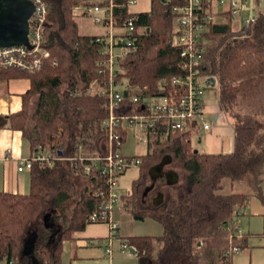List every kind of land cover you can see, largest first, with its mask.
Segmentation results:
<instances>
[{"label":"trees","instance_id":"trees-1","mask_svg":"<svg viewBox=\"0 0 264 264\" xmlns=\"http://www.w3.org/2000/svg\"><path fill=\"white\" fill-rule=\"evenodd\" d=\"M41 1L46 8L43 39L49 55L32 73L0 68V81H29L21 95L20 109L0 115V129L19 131L30 150L47 143L66 157L76 155L79 148L82 155L103 154L108 144L101 126L107 115L106 100L103 95L89 93L88 88L106 87L108 74L97 65L102 59L99 43L94 41V35L77 32L72 14L87 0ZM114 1L115 18L127 17L126 0ZM181 3L182 0H149L147 12L130 13L134 16V49L118 60L123 74L116 77L124 78L128 87L122 91L126 109L132 107L131 96L159 94V85L167 89L171 77L182 74L177 49L170 44L175 25L171 7ZM202 37L210 43H204L200 73L217 83L218 107L231 119V150L198 152L191 148L189 138L179 133L166 141L154 139L149 143L146 153L139 156L138 176L131 182L130 195L122 200L131 196L126 211L135 220L145 216L155 219L162 233L157 237H118L132 247L139 264H229L231 254L226 252L231 247L216 253H203L201 247L210 237L225 231L247 196L231 187L223 193V179H229L231 184L248 180L250 192L264 200L259 192L264 176V124L260 125L253 113L234 109L238 96L256 90L264 75V15L257 14L254 22L236 30H231L229 17L222 24L209 23ZM118 134L124 139V131ZM164 154H171L185 176L181 183L170 187L163 185V178L158 179L151 190L161 192L163 198L154 206L150 200L142 202L140 198L147 168ZM75 173L68 161L56 160L51 165L33 162L26 193L0 191V262L13 264L14 259H20L18 246L23 232L46 209L69 212L70 208L58 242L49 252L45 247L35 249V253L44 255L36 257L39 264H60V242L69 237H65L69 232L81 231L88 224L87 217L98 202L93 191L102 185L100 176L83 175L84 184L78 188ZM153 241L159 244L154 254ZM241 245H237L238 249Z\"/></svg>","mask_w":264,"mask_h":264},{"label":"built area","instance_id":"built-area-1","mask_svg":"<svg viewBox=\"0 0 264 264\" xmlns=\"http://www.w3.org/2000/svg\"><path fill=\"white\" fill-rule=\"evenodd\" d=\"M29 1L34 8L28 19V46L0 47V68L32 73L41 68L49 55L43 39L45 5L41 0ZM134 3L135 0H126L125 7L129 15L121 20L114 16V0H94L73 9L75 14L87 15L94 23L106 28L105 34L94 35V41L100 45L99 53L102 59L97 65L101 71L107 72V84L104 88L92 85L88 92L103 95L106 100L107 115L101 126L107 136V151L97 155H82L79 148L76 155L66 157L61 156L49 145H37L30 150L28 158L19 159L16 167L20 172L24 169L29 170L33 162L51 165L56 160H62L70 163L76 171L75 175L100 176L102 185L93 191V196L98 202L88 215L87 223L107 225L109 233L104 249L107 256L112 253V238L118 236V225L111 212L120 197L128 196L131 192L130 188H120L118 179L128 167L137 168L140 163L139 156L142 155L121 154L119 148L123 139L120 138L118 131H124L125 134L128 131L136 133L138 141L145 143L143 154L154 139L163 142L172 134L179 133L186 135L190 140L193 134L209 131L210 123L204 117L205 107L201 99L203 85L199 81L204 76L200 73L205 49L202 35L207 31L209 23H215L212 20L213 14L217 15L215 5L224 7L223 13H227L229 19L238 17L243 10H249V0H182L181 4L172 6L175 25L170 44L177 49L182 74L171 77L167 89L164 85H159V94L131 96L129 101L132 102V107L126 109L122 105V91L128 87L125 81L123 90L117 89L124 80V78L116 80L118 75L123 74V68L117 62L134 49V16L129 10ZM255 17L256 15L244 17L241 26L254 22ZM208 83L206 77L204 84L209 85ZM226 227L233 234H238V230L231 222ZM129 248L132 247L120 242V249ZM238 250V247L231 246L226 254Z\"/></svg>","mask_w":264,"mask_h":264},{"label":"rangeland","instance_id":"rangeland-1","mask_svg":"<svg viewBox=\"0 0 264 264\" xmlns=\"http://www.w3.org/2000/svg\"><path fill=\"white\" fill-rule=\"evenodd\" d=\"M94 0H87L85 3L93 2ZM259 3L260 9H264V1ZM83 3H80L82 5ZM78 5V8L80 7ZM214 9H221V6L215 5ZM77 12H79L77 10ZM72 14L75 17V22L77 26V32L81 35H101L105 34L106 28L102 25H98L92 21V19L87 15H81L79 13L75 14L72 12ZM237 18V17H236ZM213 22H221L223 21V18L221 20L219 15L212 16ZM239 21L236 22V19L233 18V21L231 22V30L239 28ZM206 41V40H205ZM206 45L210 43L209 39L205 42ZM152 51H154L152 49ZM151 51V52H152ZM116 52V51H114ZM206 79V76L204 75L203 78H200V83L203 85V93H202V103L205 107V119L210 123V129L212 125L214 124L213 118L216 117V124L213 125V127L217 126L219 123L224 125V127L229 128L230 127V117L229 115L223 111L220 110L218 107L217 102V83L214 82L212 86L205 85L204 81ZM261 84L258 86L256 90L251 91V93H246L244 95H239L238 99L236 101V106H234L235 110H240L242 112H248L253 113L255 120L260 124H264V75L260 79ZM125 85V80H122V84L117 87L119 91L123 90ZM95 87V86H94ZM31 109V106H30ZM197 136L199 137V141H197ZM211 144V140H208ZM207 142L203 135V133H198V135H192L190 139V146L193 150L196 151H204L207 148ZM44 145H48L47 143ZM22 149L24 152V157L21 159H26L29 157V153L27 156V142L26 140H22ZM119 152L125 156H133L138 154H143L145 152V143L143 141H138L137 135L134 132L128 131L124 139L122 141V144L120 145ZM171 155V154H169ZM167 168H171L175 170L178 174V181L176 184H179L183 181L185 172L181 170L177 165L174 164L173 159L171 160L170 164L166 166ZM21 179L20 182H24V187L21 189V187L18 188L19 193H26L28 191V170L24 169V171L20 174ZM138 176V171L136 167H128L122 175L118 179V184L120 188L129 189L132 180H134ZM20 178V177H19ZM147 176L145 178V186L148 184ZM76 184L78 185V188L81 187L83 184L82 182L76 180ZM231 187V188H230ZM230 190L232 191H239L243 193L249 194L251 191V186L249 184L248 180H237L234 181L232 184L230 183V180L225 178L222 181V192L227 193ZM158 191V190H156ZM157 192H153L152 190L147 193L146 196L140 198L143 202L144 199L147 201L155 197ZM131 197V196H130ZM130 197L126 200L124 199L122 203H118L113 207L112 210V217L117 222L118 225V231H117V237L112 238L111 240V248L112 253L110 256H106L107 262L109 261L110 264H139L137 257L134 254H130L127 249H120V239L127 236H150V237H157L162 233V226L159 222H157L155 219L145 216L142 219H134L127 211V207H130L131 199ZM140 200V201H141ZM133 201V200H132ZM128 202V205H127ZM65 204V203H64ZM257 208L264 209V206L259 202V200L252 195H248L245 200L244 204L241 207V210L237 215H233L231 218V224L234 226L239 233L243 232V234H249L246 238V244L247 249L238 250L235 253H232L230 255V264H247L251 261L252 264H262L264 263V213L255 215H251V212ZM250 212V213H249ZM49 214L53 220V223L60 225L63 227L65 224L64 218L68 217L70 214V208L69 212L63 211L59 212V208L50 207L49 209H46L43 213ZM247 216H244V215ZM42 215V216H43ZM41 216V217H42ZM57 216H59L57 218ZM41 217H38L34 222H31L32 224H29L27 226L33 228V224L35 227H39V222L41 221ZM250 217V218H249ZM29 229V230H30ZM248 231V232H246ZM71 233V234H70ZM72 232H69V235L66 234V236L72 235ZM232 231L228 230L227 227L225 231L221 234H217L213 237H210L207 242H203L201 247L203 249V253L207 251H214L216 252H222L228 249L231 246H237L238 243H240L241 238H234L232 235ZM25 235V232H23L22 237ZM239 235V234H236ZM119 237V238H118ZM44 240V239H43ZM43 240H40L37 244L36 248L41 249L44 248ZM106 241V239H104ZM105 241H102L100 245H105ZM22 239H20L18 251L21 247ZM50 246V245H49ZM52 246V245H51ZM50 247H46V250H50ZM159 244L155 241L152 242L153 247V254L155 253L156 249L158 248ZM238 247V246H237ZM202 251V250H201ZM213 252V253H214ZM250 253V255H249ZM37 258L44 257L41 252L35 253ZM18 258V257H17ZM16 260L14 259L13 264H29L28 260L25 258L20 257ZM44 262L42 261L41 264ZM0 264H5L4 261H1ZM220 264V263H218Z\"/></svg>","mask_w":264,"mask_h":264},{"label":"crops","instance_id":"crops-1","mask_svg":"<svg viewBox=\"0 0 264 264\" xmlns=\"http://www.w3.org/2000/svg\"><path fill=\"white\" fill-rule=\"evenodd\" d=\"M260 2L262 1L249 0V10L241 11L239 13V16L237 18H234L236 19V22L239 21V27L242 24V19L244 17H247L248 15H264V9H260L259 7ZM129 10L131 13L147 12L149 10V0H135V3L129 7ZM216 11L217 15L220 16L221 20L223 18V21L215 23H224L226 21V18L228 17L226 13H223L225 11L224 7H221V9H217ZM232 21L233 19H230V27ZM28 87L29 81L26 78H12L0 81V115H7L9 113L18 111L21 107V95L26 92ZM216 120L217 118L214 117V124H216ZM213 125L209 131L203 133L206 142L208 140H211V144L207 142L208 145L206 150L198 152H229L231 150L232 144L231 127H224V125H222L221 123H219L215 127H213ZM22 140L25 139L22 138L21 133L19 131L6 128L0 129V191L8 193H19L18 188L21 187L22 189L24 187V182H20V174L24 170L20 172L16 170L19 159L24 157V152L22 149ZM198 140L200 139H197V141ZM28 153L30 154L29 146L27 154L25 156H27ZM262 171L264 173V163L262 165ZM75 178L76 180L84 184L83 182L85 181V179L83 177L75 175ZM259 192L260 195L264 197V176L259 185ZM248 195L255 196L251 192L247 194V196ZM122 197H120L118 203H122ZM255 197L264 206V200L257 196ZM241 207L237 209L235 215L239 213ZM260 212L264 213V209L257 208L251 212V215H255L256 213L260 214ZM244 216L247 215L245 214ZM108 233V227L106 224H87L85 225L83 230L73 232L70 238L67 237L66 239L60 242V264H110L109 261L107 262V255L104 252L105 245L108 240ZM238 234L239 235L234 234V238L242 237L240 243L237 244L239 245L242 243L239 250L247 249L246 237L249 234H243V232H238ZM104 239H106V241ZM102 241H105V245L103 244V246L100 245ZM247 264L252 263L250 261Z\"/></svg>","mask_w":264,"mask_h":264},{"label":"water","instance_id":"water-1","mask_svg":"<svg viewBox=\"0 0 264 264\" xmlns=\"http://www.w3.org/2000/svg\"><path fill=\"white\" fill-rule=\"evenodd\" d=\"M33 4L29 0H0V47H9L15 45H25L27 43L28 19L33 12ZM209 84L214 83L213 78H208ZM199 141V140H198ZM196 151V150H195ZM172 156L169 154L162 155L159 160L150 165L146 170L148 184L144 187L141 197L153 188L154 183L163 178V185L170 187L177 183L178 174L175 170L167 168L170 164ZM163 198L161 192H157L155 197L151 199V204L158 205ZM42 227L50 231V241L58 242L61 231L56 229L58 224L53 223L49 214L41 217ZM55 237V239H53ZM39 237L35 229L26 231L20 247V256L28 260L29 264H39L35 256V249ZM129 253L134 254V250L129 248Z\"/></svg>","mask_w":264,"mask_h":264},{"label":"flooded vegetation","instance_id":"flooded-vegetation-1","mask_svg":"<svg viewBox=\"0 0 264 264\" xmlns=\"http://www.w3.org/2000/svg\"><path fill=\"white\" fill-rule=\"evenodd\" d=\"M39 224H40L39 227L33 226V228L35 229V231L37 232L38 237H39V239L37 241V244L39 243L40 240L44 239L43 240V245H44L45 248L46 247L48 248V247H50L53 244V242L50 241V231L42 227V220L39 222ZM58 228L61 231V226L60 225L56 229H58ZM53 239H55V237H53Z\"/></svg>","mask_w":264,"mask_h":264}]
</instances>
